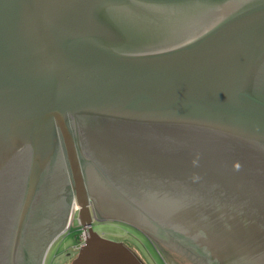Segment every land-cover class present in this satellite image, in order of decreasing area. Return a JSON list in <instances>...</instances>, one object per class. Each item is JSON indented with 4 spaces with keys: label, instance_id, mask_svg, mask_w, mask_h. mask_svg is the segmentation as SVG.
Instances as JSON below:
<instances>
[{
    "label": "water",
    "instance_id": "obj_1",
    "mask_svg": "<svg viewBox=\"0 0 264 264\" xmlns=\"http://www.w3.org/2000/svg\"><path fill=\"white\" fill-rule=\"evenodd\" d=\"M92 202L170 264L152 236L264 264V0H0V264L75 211L71 264H144Z\"/></svg>",
    "mask_w": 264,
    "mask_h": 264
},
{
    "label": "rangeland",
    "instance_id": "obj_2",
    "mask_svg": "<svg viewBox=\"0 0 264 264\" xmlns=\"http://www.w3.org/2000/svg\"><path fill=\"white\" fill-rule=\"evenodd\" d=\"M93 206L92 202L91 207L93 208ZM98 221L94 222L93 220L92 222L95 231L107 238L122 241L136 253L144 264H170L149 235L148 238L124 223L102 222L107 220ZM82 241L81 226L77 220L72 218L66 231L50 245L43 264H71Z\"/></svg>",
    "mask_w": 264,
    "mask_h": 264
},
{
    "label": "flooded vegetation",
    "instance_id": "obj_3",
    "mask_svg": "<svg viewBox=\"0 0 264 264\" xmlns=\"http://www.w3.org/2000/svg\"><path fill=\"white\" fill-rule=\"evenodd\" d=\"M94 211H95V218H94V222H99L98 220H107V221H102V222H115V223H119V224H126L132 228H134L135 230L139 231L140 233L144 234L146 237H148V234H146L141 228H139L138 226L130 223V222H127L125 220H120V219H117V218H114V217H110V216H107L106 218H102V217H99L98 215H101L100 212H98V210L95 208L94 206ZM106 216V215H105ZM72 218H74L75 220L76 219V211L74 212ZM152 236V235H151ZM153 238H155V241L157 243H159L160 245H162L164 248H166L167 250L170 251V248L174 249V250H186L189 254V256L195 260V262L193 264H227L225 262H220L218 260H213V259H210L207 255H201L200 253L197 254L195 252H193V250H191L190 248L188 247H182L180 244L176 243V241L174 240V238L172 239H169L167 241H164V239L162 238H158L157 236H152ZM149 238V237H148ZM166 245V247H165ZM182 247L183 249H179V247Z\"/></svg>",
    "mask_w": 264,
    "mask_h": 264
},
{
    "label": "trees",
    "instance_id": "obj_4",
    "mask_svg": "<svg viewBox=\"0 0 264 264\" xmlns=\"http://www.w3.org/2000/svg\"><path fill=\"white\" fill-rule=\"evenodd\" d=\"M158 245L161 247V249L165 252V254L166 255H170L171 256V251H169V250H167L166 248H164L162 245H160L159 243H158ZM170 252V253H169ZM173 255V254H172Z\"/></svg>",
    "mask_w": 264,
    "mask_h": 264
},
{
    "label": "built area",
    "instance_id": "obj_5",
    "mask_svg": "<svg viewBox=\"0 0 264 264\" xmlns=\"http://www.w3.org/2000/svg\"><path fill=\"white\" fill-rule=\"evenodd\" d=\"M82 233H83V240H84V237H85L86 234H85V231H84L83 229H82ZM82 242H83V241H82ZM82 242H81V243H82ZM81 243H80V244H81Z\"/></svg>",
    "mask_w": 264,
    "mask_h": 264
}]
</instances>
